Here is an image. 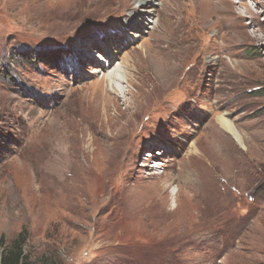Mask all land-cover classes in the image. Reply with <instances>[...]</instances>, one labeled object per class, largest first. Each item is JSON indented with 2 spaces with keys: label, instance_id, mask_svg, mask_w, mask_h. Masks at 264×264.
I'll list each match as a JSON object with an SVG mask.
<instances>
[{
  "label": "rangeland",
  "instance_id": "rangeland-1",
  "mask_svg": "<svg viewBox=\"0 0 264 264\" xmlns=\"http://www.w3.org/2000/svg\"><path fill=\"white\" fill-rule=\"evenodd\" d=\"M77 2L0 0L4 248L21 233L29 264H264V0H156L132 29L136 0ZM72 3L83 15L56 17ZM169 37L171 73L123 81L140 88L125 109L106 72L159 65Z\"/></svg>",
  "mask_w": 264,
  "mask_h": 264
},
{
  "label": "bare ground",
  "instance_id": "bare-ground-1",
  "mask_svg": "<svg viewBox=\"0 0 264 264\" xmlns=\"http://www.w3.org/2000/svg\"><path fill=\"white\" fill-rule=\"evenodd\" d=\"M77 1L81 4L83 2H85L88 5H91V4L98 2L100 0H77ZM136 1L137 2L133 6L134 10L127 13V14H129L130 17L124 23V25L129 27L130 29L138 28V25L136 23H142L145 25L147 23L148 19L151 18V15L154 11L152 7L156 4V0H136ZM75 2H76V0H75ZM76 4L73 5V3H72L69 5H66L64 8L56 11V13H55L56 17L67 18L70 15L80 16L78 14V12H80L83 15L84 9L78 10L79 8H77ZM136 9H138L139 12ZM94 15H96V14H94ZM156 27L157 28L154 30L158 32L157 29L161 28L162 26L159 24H156ZM133 36H135V34H133ZM165 42H166V45L168 47L167 52H164L163 49L161 48V46L158 45V52L161 54V59H160L159 65L154 62L152 57H149L151 55L145 54V56H143L144 57V63H145L144 65L138 63L140 60V55H136V58H135L133 64H131V65L129 64L126 66H123L121 64H117L113 67V69L109 70L108 72L105 71L106 72V74H105L106 85L109 86V89L116 92V93H118V92H120V94L123 93L124 96L125 95L129 96L128 99L125 98L126 100H124L125 104H126L125 109H129L131 107L136 106V104L138 103V98L140 97V92H139L140 88L137 86L138 89L135 88V91L134 90L132 91L130 89L123 90V86H121L123 84V81H125L130 86L134 87L135 86L134 80L136 79L135 78L136 74H138L141 77V79L144 80V83H145L146 80L147 81H156L159 78H163L166 76L168 77L169 73H171L172 67L169 66V60H170V57H172L171 52L173 51V48L170 45V37ZM112 55H113V53H112ZM98 57H99L100 61L104 60L105 64H109L107 59H105V56L103 57L102 55L99 54ZM143 57H142V59H143ZM148 57H149V59H148ZM127 66H130V67L132 66V68L134 69V72H131L132 78L127 77V69H126ZM133 77H134V80H133ZM114 110L117 111L118 110L117 107L114 106ZM218 121H219L218 124L221 125L222 129L224 131L228 132L236 141H238L240 143L239 133L228 122L229 120L227 121V119L220 116V117H218ZM57 175H58V173L55 172L54 176L57 177Z\"/></svg>",
  "mask_w": 264,
  "mask_h": 264
},
{
  "label": "trees",
  "instance_id": "trees-1",
  "mask_svg": "<svg viewBox=\"0 0 264 264\" xmlns=\"http://www.w3.org/2000/svg\"><path fill=\"white\" fill-rule=\"evenodd\" d=\"M21 236L22 234L19 233L7 249L4 248L3 238L0 237V264H29L21 249L22 245L19 240Z\"/></svg>",
  "mask_w": 264,
  "mask_h": 264
}]
</instances>
